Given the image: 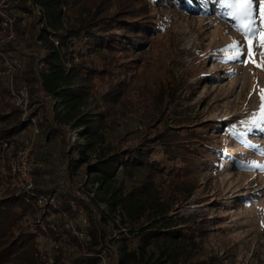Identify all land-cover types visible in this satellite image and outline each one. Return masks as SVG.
I'll list each match as a JSON object with an SVG mask.
<instances>
[{"label": "trees", "instance_id": "obj_1", "mask_svg": "<svg viewBox=\"0 0 264 264\" xmlns=\"http://www.w3.org/2000/svg\"><path fill=\"white\" fill-rule=\"evenodd\" d=\"M203 1H17L16 7L32 20L25 25L24 18H18L16 37L0 47V140L28 129L21 108L12 102L9 80L4 81L6 59H13L10 53L27 52L29 60L14 73V84L29 89L39 135L60 148L65 166L63 183L52 187H41L40 177L53 169L40 165L34 171L35 192L62 190L60 204L53 208L57 229H49L53 238L63 237L72 248L68 253L60 251L52 264H101L100 253L106 247L112 249L111 264H223V258L209 247L215 221L208 212L173 213L180 200L191 198L198 187L195 171L209 158L208 149H214L220 124L209 120L198 123L197 129L184 125L189 119L179 118L174 131L166 132L172 127L165 122L157 127L178 111L182 83L159 78L149 86L152 63L144 59L146 48L163 32L167 4L200 15L205 10ZM78 39H84L85 53L77 50ZM95 55L101 63L87 60ZM139 105L154 113L138 141L128 145L119 136L109 139L106 117L126 115ZM71 131L83 142L73 141ZM158 144L166 159L154 157ZM78 172L77 184L73 178ZM120 173L130 185L118 183ZM95 183L98 187L93 190ZM83 186H89L90 197ZM33 203L37 199L20 188L8 190L0 199V264H49L39 242L43 231L37 224L22 222L38 210ZM81 216L86 225L79 221ZM114 231L120 234L113 240ZM134 241L136 246L131 247ZM153 243L159 247L156 259L148 254Z\"/></svg>", "mask_w": 264, "mask_h": 264}, {"label": "rangeland", "instance_id": "obj_2", "mask_svg": "<svg viewBox=\"0 0 264 264\" xmlns=\"http://www.w3.org/2000/svg\"><path fill=\"white\" fill-rule=\"evenodd\" d=\"M17 1L0 0V20L2 17L4 22L7 17L12 19L15 31V22L21 16L25 25L32 20L16 7ZM203 5L205 10L199 15L182 11L171 2L167 4L164 7L165 20L161 22L163 32L146 48L144 54V59L152 63L146 84L153 86L159 78L166 81L177 79V83H182L178 111L171 113L168 120L164 119L157 127L165 122L172 127L167 128L166 132L174 131L179 118L189 119L184 125L197 129L200 128L198 123L209 120L220 124L215 134L214 149H208L209 158L202 160L195 171L199 178L198 187L191 198L180 200L173 213L188 215L203 210L208 212L210 219L215 221L209 247L223 258V264H264V168L257 167L264 166V109L259 94V90L264 89V70L251 62L243 63V56L235 61L226 59L234 54L229 46L235 42L247 50L240 28L242 20L229 15L234 10L221 6L219 0L215 4L211 0H204ZM111 10L114 11V7ZM4 22H0V41L5 39L0 47L10 40L5 38L10 29ZM18 43L19 40H16L15 44ZM255 44L257 41H254ZM75 46L82 53L86 52L84 39H78ZM254 50L255 59L259 61L260 52L264 49L256 46ZM10 55L24 64L29 60L27 52L12 51ZM87 60L101 63L97 55L88 56ZM4 81L8 83V76ZM101 93V87L96 89L97 98ZM153 113L152 108L139 105L126 115L107 116L106 121L111 128L109 139L119 136L125 138L126 144L133 145L145 133L146 124ZM188 127L181 128V131H186ZM30 132L28 128L15 137L16 149L26 144ZM71 138L77 143L83 142L76 131H71ZM157 149L154 157L166 159L163 146L158 144ZM5 152L3 148L0 150V199L6 197L8 190L14 189L4 186L6 170H3L1 159ZM33 152L42 167L53 169L40 177L41 187L63 183L65 166L61 161L60 148L51 146L41 134L35 141ZM202 152L205 153V150ZM79 175L80 172L73 178L77 184L80 183ZM117 181L130 185V180L121 173ZM88 189L89 186H83L82 191L89 196ZM60 190L61 187L56 190L57 197ZM82 191L79 194L85 196ZM57 203L59 206L58 199ZM32 205L38 210L35 214L28 213L22 221L24 224L34 226L40 220L57 229L53 224L58 217L54 207L50 209L54 212L52 214L37 204ZM79 221L87 224L84 216ZM69 226H72V222ZM119 234V231H114L112 239L118 238ZM47 236L52 237L50 234H40L39 242L49 255L55 257L60 251L68 253L72 248L63 237L59 240L54 238L56 246L53 242L49 243ZM130 246L135 247L136 242ZM111 250L108 247L102 250L101 264H111ZM158 253L157 243L148 247V254L153 259L157 258Z\"/></svg>", "mask_w": 264, "mask_h": 264}, {"label": "built area", "instance_id": "obj_3", "mask_svg": "<svg viewBox=\"0 0 264 264\" xmlns=\"http://www.w3.org/2000/svg\"><path fill=\"white\" fill-rule=\"evenodd\" d=\"M3 15L7 16L4 13ZM0 22H4L3 17ZM4 23L10 29V33H8V36H6L5 38H8L10 40L14 39L16 37V32L13 29L12 19L7 17ZM2 41H0V43ZM24 65V63L18 61L17 59H6L5 63V73L8 76L12 99L15 105L21 108L22 120L28 125V128H30L31 132L28 139L26 140V144L20 146L19 149H16L17 145L15 142V138L0 140V150H2V148L6 150L5 155L2 156L3 159H1L3 160L4 164L3 170H6L4 186L11 188H20L29 191V193L37 199L36 204L38 206L42 207L47 212L50 211L53 214V210H50L51 207H58V197L56 192L52 194H44L35 192L33 190L35 188L34 171L37 166L41 165L33 152L35 141L40 134V128L38 126L36 116L31 114L34 105L31 103V94L29 89L27 87L17 88L14 84V73L19 68H23ZM88 178L89 175L86 174L84 180L87 181ZM97 187L98 183H95L93 186V190H95ZM92 195H94V191L92 192ZM40 223V220H38L36 224L43 231L41 234L49 235V226H47L44 221H42L41 224ZM53 227L54 226L52 225V228ZM75 233L81 238L84 237L83 233L77 230H75ZM47 240L49 241V243L53 242V244L57 246L54 238L47 236ZM43 257L48 260L49 264H52L54 262V256L49 255L45 251Z\"/></svg>", "mask_w": 264, "mask_h": 264}, {"label": "snow or ice", "instance_id": "obj_4", "mask_svg": "<svg viewBox=\"0 0 264 264\" xmlns=\"http://www.w3.org/2000/svg\"><path fill=\"white\" fill-rule=\"evenodd\" d=\"M221 6L233 9L229 15L234 19H241L240 28L245 37L247 50L239 42H235L229 47L234 50V54L226 57L228 60H239L242 56L245 59L242 61L247 64L249 62L260 70H264V51L260 52V60L255 59V47L258 46L264 49V0H219ZM254 41L257 44L254 45ZM261 107L264 109V89L259 90ZM257 167H262L257 165Z\"/></svg>", "mask_w": 264, "mask_h": 264}]
</instances>
